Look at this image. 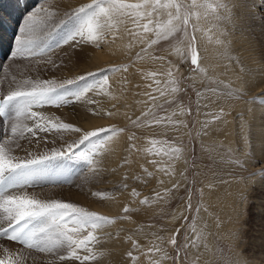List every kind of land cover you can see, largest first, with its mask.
<instances>
[{"label":"snow or ice","instance_id":"6c2138e0","mask_svg":"<svg viewBox=\"0 0 264 264\" xmlns=\"http://www.w3.org/2000/svg\"><path fill=\"white\" fill-rule=\"evenodd\" d=\"M17 4L26 8L24 0H17ZM158 6H161L160 0H143V3H125L123 0H91L89 3L73 8L70 12H64L62 17L57 19L61 16L58 8L50 0H44L39 7H34L24 14L19 27L20 35L16 39L15 51L11 53V56L13 60L20 59L29 64L34 62L33 70L40 64L50 65L53 70L59 69L64 64V60L60 58L58 62L53 59L55 53L63 50L65 46L73 50L79 49L81 53L86 47H99L101 42L107 39V33L112 31V21L115 16H134V22L138 27L143 28L144 33L152 32L151 19L147 23L139 24V21L145 18V13L141 10L151 7V11L147 12L150 17ZM245 6L248 14L253 18L258 14H264V0H226L220 5L224 9L225 22L236 26L240 19L238 10ZM162 7L175 8V15L169 13L170 18L167 23L156 26L157 39H166L179 31L181 24H188L186 17L181 18V5L176 0H169ZM57 29L61 31L58 32ZM218 42L223 45L227 54L230 46L225 41ZM156 43L155 39L150 41V44ZM189 47L191 48V65H197L196 49L192 43ZM65 55L68 53L65 52ZM8 68L4 69L5 77L0 80V84L7 81ZM108 71H127V68L112 67ZM167 74L169 77L173 75L172 71ZM96 75L95 72H88L85 75L62 80L42 79L39 76L36 78L27 76L17 80L13 76L8 82L6 94L0 96V239L17 242L27 249L51 254L54 259L49 264H64L66 261L86 264L88 261L97 259L93 248L94 245L101 243L99 233L103 232L106 226L116 224L115 218L59 199H40L27 191L33 187L69 183L74 165L81 163L86 165L94 176L99 175L101 171L99 167L101 161L98 158L100 146L111 135L126 131V126L117 127L115 125L87 131L72 123L64 122L59 117L46 115L39 111L44 107L59 109L82 103L96 104L97 101L89 98V93L100 95L108 83L107 76L95 79ZM152 75L155 76L156 73ZM171 83L175 84L176 81L173 80ZM156 84L159 85L160 81L157 80ZM157 91L161 97H169L165 99V104H171L176 99L172 94L181 89L173 87L169 93L166 88L161 90L158 87ZM150 99L154 107L163 106L155 103L157 97L152 96ZM207 106L206 104L205 107ZM89 111L92 116H101L100 110L89 109ZM104 115L111 117L114 113L106 112ZM143 115L146 117L149 113L145 112ZM175 115L177 113L173 112L171 115L160 117L150 123L166 122L176 132H179L181 128L187 129L188 123L185 120L173 119ZM225 115L221 108L219 113L212 115L211 119L203 121L201 130L204 131V135H208L206 130L210 128V125L220 121ZM139 119L140 117H137V120ZM132 123L136 124L137 121H132ZM42 133L48 135L41 136ZM64 133L79 134V138L55 146L56 139L53 136L51 140L53 146L43 152L37 151L33 154L31 151H26L23 158L14 154L15 149L22 148L19 143L21 140H27L31 144L32 138H36L35 143L39 145L41 142L47 143L49 135L55 134L63 139ZM185 134L190 135V133ZM134 138V136L128 137L129 140ZM152 143L156 144L157 141H152ZM163 143L169 142L164 141ZM163 154L169 160H179L184 155V146L182 143L179 146L171 144ZM151 163L156 164L157 161L153 160ZM147 174L152 176L151 172ZM256 175L257 173H251L249 178ZM259 175H264V169L259 171ZM136 179L139 180L140 177ZM179 186V183L173 185L174 188ZM93 195L105 196L104 193H93ZM132 195L139 196V192L133 188ZM156 195L160 197V193ZM239 198L243 202L248 198V192L241 191ZM140 203L148 204L149 199L145 197ZM133 211L134 209L127 206L124 208L125 213ZM124 218L126 217H122ZM234 238L238 239L239 234L237 233ZM171 243L177 244L175 237ZM133 246L138 247L135 241H133ZM4 251L10 257L9 250L5 248ZM128 255L131 257L132 253L129 252ZM0 264H13V261L11 258H0ZM232 264H249V259L243 250L236 251Z\"/></svg>","mask_w":264,"mask_h":264},{"label":"bare ground","instance_id":"6f19581e","mask_svg":"<svg viewBox=\"0 0 264 264\" xmlns=\"http://www.w3.org/2000/svg\"><path fill=\"white\" fill-rule=\"evenodd\" d=\"M188 1L192 12L194 33L200 47V53L204 58V64L207 67V75L214 77L220 83L227 84L228 92L234 94L230 96L234 101H230L225 92L226 95H223L216 106H208L209 110L212 107H217L218 112L222 108L226 114L220 121L210 125V128L206 130L210 133L208 136L218 137L224 147L239 154L237 156L242 159L243 163L254 164L253 167L257 170L263 168L264 103L248 100L251 97L256 98L264 90V14H258L253 18L248 14L246 6L242 7L238 10L239 22L233 26L225 22L224 13H210L211 4H217L222 0ZM123 2L143 3V0H123ZM168 2L169 0H161V6H158L150 17L147 12L151 11V7L141 10L145 13V18L140 20L139 24L147 23L151 19L152 32L144 33L143 28L138 27L137 23L134 22V16H115L116 19L114 17L112 21V31L108 32L107 39L101 42L104 47L102 52L96 51V46H94L92 48L86 47L83 53L79 49L75 50L73 55L77 62L69 56L70 62L77 63L73 68L79 69L70 75L72 77L77 76L78 73L83 75L86 72L111 67L110 64L112 66L120 65L118 69L127 68V71H110L107 76L108 83L101 94L89 93V98L97 101V103L93 105L78 104L79 107L76 106L75 108V112L78 111L77 116L75 113L74 117L68 113H63L64 122L72 123L87 131L99 127L109 128L113 125L117 127L126 126L127 128L137 117L144 116L143 113L150 109L151 111L154 110L155 107L150 97H157L156 104L169 98L167 96L161 97L157 88L159 87L161 90L166 88L170 93L171 89L176 87V83H171L175 77L173 75L169 77L167 74L170 63L163 57L156 58L151 54L153 44H150L151 40H157L156 25H165L167 23L165 20L170 18L169 13L175 15V8L162 7ZM58 4L63 5V8L67 10H72L77 6L68 0L58 1ZM160 17L163 19L161 20ZM218 41H225L230 46V51L227 54L223 45ZM139 53L143 54L142 57L134 60V57ZM133 61L135 62L133 63ZM202 63L201 57V65ZM152 73H156V75L153 76ZM157 80L160 81L159 85L156 84ZM237 97H241L240 101ZM89 109L100 110L101 116H92ZM45 111L47 112L46 115L53 117L56 115L53 113L56 110L52 111V109L47 108ZM106 112H113L114 115L109 117L104 115ZM237 113H241L242 116L240 121L237 120L233 123ZM212 115L214 113L205 115V117H212ZM219 122L222 125L214 129ZM129 136L135 138L129 140ZM50 137L52 135H49ZM65 137L67 138L64 140L75 138L78 140L79 134L67 133ZM152 141L149 137L129 135L126 131L111 135L105 141L98 157L101 161L99 165L100 174L96 176L92 174L86 181L88 183L85 182L81 189L83 190L82 194L86 193L92 197L88 200L92 203L91 210L115 218L123 212L126 206L134 207L137 202L139 203L140 198L150 197L149 193L153 194L145 189V185L136 187L130 178L122 183L123 171H117V164L120 161L124 163L127 161L126 164L133 165L130 166L129 176L136 175L137 171L134 168H153L157 164H163L167 167L165 172L160 175L163 177V181H174L181 177V181L185 182V161L182 158L169 160L163 154L168 148H163L160 145L158 147L156 144L159 143L153 144ZM62 143L64 144L65 141ZM22 148H24L21 152L22 156H25L26 151L32 150V146H23ZM14 154L18 153L15 152ZM21 155L18 154L20 157ZM153 160L157 163H151ZM232 170L233 168H229L228 173ZM119 172H122L120 178H118ZM113 188L116 190H112ZM133 188L139 192V196L132 195ZM241 191H247L248 194H251V200L254 203L253 230L255 233L251 240L247 241L248 256H250L249 264H264V177L249 180L240 177L236 180H230L229 185L223 183V187L219 188L220 194L213 191L210 197L218 200V210L222 211L230 222L232 218L239 219V213L236 212L237 207L234 205H237L236 199L239 198ZM93 193H104L105 196L101 197L93 195ZM55 194L67 197L64 192H56ZM75 199L78 201L80 198ZM238 207L240 208V206ZM136 225L137 222L127 219L124 221L116 220L115 225L106 226L104 231L99 234L101 243L94 246L97 259L91 264H127L130 259L128 253L131 252V249L140 248L138 244H136L138 247H134L133 241L136 242L145 236V232L137 233V230L134 229ZM250 231L253 233L252 230ZM147 240H151V245L156 247L153 250V255L161 260L163 254L160 238L151 239L148 236ZM5 247L8 250L13 249L12 245L0 240V252L5 250ZM9 253H11L9 258L14 259V253ZM51 258V256H46L41 264H49L52 261ZM26 263L36 264L35 261L29 263L28 260Z\"/></svg>","mask_w":264,"mask_h":264},{"label":"rangeland","instance_id":"374dc122","mask_svg":"<svg viewBox=\"0 0 264 264\" xmlns=\"http://www.w3.org/2000/svg\"><path fill=\"white\" fill-rule=\"evenodd\" d=\"M58 1L61 2V0H50L58 8L61 16H58L57 19H60L64 12H70L71 10L64 9L63 5L58 4ZM68 1L77 4L76 7L91 2V0ZM43 2L44 0H24L26 8H22L18 6L17 0H0V80H3L5 77L4 69L10 66L8 68L7 81L0 84V96L6 94L8 82L12 80L13 76L17 80L27 76L62 80L65 78H73L70 75L79 70L78 68H73L77 65V59L73 55L75 50L67 46L53 55V59H56L58 62L60 58L64 60V64L59 69L53 70L50 65L40 64L33 70L34 62L33 64H29L24 60H13L11 53L15 51V42L20 35L19 27L22 24L24 14L27 11H31L34 7H39ZM176 2L181 5V18L186 17L188 24H181L180 30L168 36L166 39H157V43L153 44V52L151 51V54L156 58L163 57L170 63L168 66L169 71H172L173 77L176 80V87H179L181 91L175 93L174 96L176 99L171 104H165L164 99V101L162 100L159 103L163 105L162 107H155L153 111H148L149 115L146 117L140 116L139 120H135L137 121L136 124L131 123L126 128V132L129 135L134 134L149 137L151 140L159 143L156 144L157 146L160 145L163 148H169L171 144L179 146L182 143L184 146V155L181 158L185 161V182L181 181V177L174 181H163V177L160 175L167 168L163 164H157L153 168H134L137 171L136 175L129 176L130 166L133 165L126 164L122 161L118 162L117 171L121 170L124 174L122 183H125L130 178L136 187L145 185V189L153 193H149L150 197L144 196L140 198L136 206L128 207L134 209L133 212L125 213L123 210L122 213L115 217L117 221L132 219L137 222V225L134 227L137 233L145 232V236L136 241V244L140 248L131 249L132 256L127 264H232L237 250H243L250 260L247 241L249 239L251 240V237L255 233V230H253L254 203L251 200V194H248V198L243 202H241L240 198L236 199L238 202L234 207H237L236 212L239 213V219L232 218L230 222L228 217L226 218L225 214L218 210V200L213 199L210 195L213 191L220 194L219 188L223 187V183L229 185L230 180H236L240 177L246 178V180L263 178L264 175H259V171L264 169V167L257 170L253 167L254 164L247 165L243 163L242 159L237 156L239 154L224 147L218 137L208 136L210 133L205 136L204 131L201 130L203 120L211 119L210 116L205 117V115L219 113L217 107H212L209 110L208 106H216V103L226 93L228 99L234 101V99L230 98L234 94L228 92L227 84L220 83L214 77L207 75V67L204 64V58L202 53H200V47L197 44V38L194 33L189 1L176 0ZM225 2L226 0L219 1L217 4L212 3L210 13L223 14V8L220 5ZM160 19L162 20L163 18L160 17ZM57 31L59 32L61 29H57ZM190 43L193 44L197 52V65H191ZM95 48L96 51L102 52L104 47L101 43L99 47ZM65 52L68 55H65ZM142 55V53H139L134 57V60L141 58ZM69 56L76 62H70L68 60ZM201 57L203 59L202 65ZM110 66L103 68L104 71H100L101 69L93 71L97 73L95 79H99L100 76H108L110 72L108 69L112 67L118 68L120 65L112 66L110 64ZM77 75H80V73ZM213 89L215 91H212ZM257 97H251L248 101L264 103V94L261 93ZM237 99L240 101L241 97H237ZM206 104L208 105L207 107H205ZM76 106L78 104L61 107L59 109L55 107H44L39 109V111L46 114L45 109L47 110V108L52 109V111L56 110L53 112L56 114L55 117L63 120V113H68L72 117H74L75 113L77 116L78 111L75 112ZM173 112L177 113V115L173 116V119L185 120L188 123L187 129L184 130L181 128L179 132H176L166 122L162 124L150 123V121L160 117L171 115ZM241 116V113H237L232 122L240 121ZM220 125H222L221 122L214 129ZM185 133H190V135H186ZM66 134H63V139L53 134L47 143L41 142L39 145L35 143L36 138H32L33 142L31 144L27 140H21L19 143L22 147L32 146L31 152L36 154L37 151L43 152L53 146L51 143L53 136L56 137L55 146L62 145L63 141L72 142L76 140V138L73 140H64L67 138L65 137ZM40 135L43 136L44 134L42 133ZM164 141H168L169 143H163ZM103 145L100 146V149ZM24 148H17L14 153L17 152L21 155ZM21 157L23 158L24 156L21 155ZM229 168H233L230 173H228ZM145 169H147V172H151L152 176H148ZM251 173H257V175L249 178ZM121 174L122 172H119L118 178L121 177ZM91 175L92 173L88 170L87 166L81 163L74 165V170L70 174L69 183H62L57 186L49 184L42 187H33L27 191L29 194L40 199L58 198L62 201L74 203L89 211H93L91 210L92 203L88 201L92 197L89 194L81 193L84 183ZM126 176L127 179H125ZM136 177H140V179L137 180ZM176 183L180 185L178 188L173 187ZM112 190H116V188ZM56 192H64L67 197L61 194H55ZM157 193H160V197H157ZM145 197L149 199V203L141 204L140 201L144 200ZM75 198L80 199L77 201ZM122 217L126 218L122 219ZM242 224L244 225L242 226ZM237 233L239 234V238L235 239L234 237H236ZM148 236L151 239L159 237L162 241L161 251L163 255L161 260H158L157 256L153 255V250L156 247L151 245V240H147ZM173 237L177 241L176 245L171 243ZM0 240L13 246V249L9 250V252L15 255V258L12 259L13 264H27L26 260L29 263L35 261L36 264H41L43 258L46 256H51V260L54 259L51 254L41 253L35 249H27L17 242ZM95 250L96 248H93L96 254ZM0 258H9V256L6 255L4 250H1ZM94 261H88L86 264H91ZM64 264H78V262L66 261Z\"/></svg>","mask_w":264,"mask_h":264}]
</instances>
